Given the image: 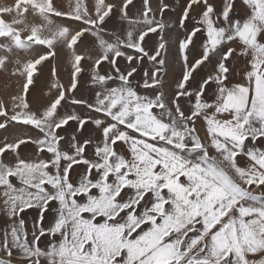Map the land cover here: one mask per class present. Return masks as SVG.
I'll use <instances>...</instances> for the list:
<instances>
[{
  "label": "snow or ice",
  "instance_id": "6c2138e0",
  "mask_svg": "<svg viewBox=\"0 0 264 264\" xmlns=\"http://www.w3.org/2000/svg\"><path fill=\"white\" fill-rule=\"evenodd\" d=\"M132 4L69 0L65 11L54 0H16L0 7L11 17H0V69L7 70L17 51L48 49L22 66L15 60L13 74L26 81L22 95L13 97L10 116L0 105V116L7 117L0 129L17 122L38 132L0 147V154L10 150L15 157L0 159V213L6 218L0 264H264V0H241L239 13L235 0H223L219 11L209 0H187L181 28L200 11L179 40L183 72L171 95L163 82L167 42L161 36L151 54L144 47L149 33L168 26L163 14L169 5L154 11L142 0L133 17ZM115 10L121 32L106 33ZM53 16L71 24H55ZM201 32L202 51L190 62ZM85 34L94 43L77 53ZM57 44L71 53L70 83L52 84L56 96L33 110L26 97L34 71L55 57ZM214 58L213 70L191 88L195 73ZM145 59L150 68H143ZM241 59L242 67L229 64ZM86 60L94 97L69 100ZM104 63L108 73L100 70ZM141 68L139 87L146 94L132 80ZM235 75L240 79L233 82ZM62 101L87 112L62 111ZM197 120L204 122L203 137ZM70 122L75 131L61 135ZM88 124L93 134L85 137ZM29 142L35 159L17 151ZM28 210L35 212L30 229L22 215Z\"/></svg>",
  "mask_w": 264,
  "mask_h": 264
},
{
  "label": "rangeland",
  "instance_id": "374dc122",
  "mask_svg": "<svg viewBox=\"0 0 264 264\" xmlns=\"http://www.w3.org/2000/svg\"><path fill=\"white\" fill-rule=\"evenodd\" d=\"M16 0H0V7L12 6L14 5ZM89 4H91V0H86ZM106 2L112 3H120V0H106ZM212 3L217 11L222 9L223 0H209ZM56 6L62 10L67 11L69 7V0H54ZM167 4L169 5L168 9H165L163 14V19L168 25L163 33L159 32V30L155 33H149L147 37H145L144 47L151 54L158 43L160 42L161 36L167 42V50H166V59H167V75L163 77L164 82V91L171 95L175 90L176 83L182 75L183 72V62L180 57L178 43L180 39H183L185 33L190 31L191 28L195 24V19L198 18L197 13L200 11L199 8L196 11L190 13L189 19L185 22L186 27L181 28L179 26V17L183 10V7L186 5L187 0H150V5L154 11L157 10V6L159 4ZM236 3V11L239 13L241 11V0H235ZM195 7V6H194ZM142 10V0H133V4L129 5L128 12L130 16L136 17ZM0 17L3 19L10 20L11 17L6 13H0ZM30 21L34 23H40L39 18H33L32 16L28 17ZM160 18V14L157 11V19ZM55 24H71V21L67 18L62 17H52ZM73 27L77 25H72ZM121 21L119 11L115 10V15L112 19H110L105 25L104 30L106 33H120L121 32ZM126 27V24L124 25ZM105 39L112 40L114 37L111 35H105ZM195 39V47L192 51L188 52L189 61L191 62L194 58H198L199 53L202 51V45L206 39V36L203 32L197 34V38ZM83 42L79 44L76 51L77 53H83L85 48H90L94 43L95 38L91 35L85 34V37L82 38ZM3 41L0 40V43ZM235 46V45H231ZM192 46L190 45V48ZM48 49L46 46L34 45L33 49L29 52L17 51L11 57L10 63L7 64V70L0 69V105H3L6 111L8 112V116L12 114V109L14 105L13 97L22 95V85L25 83V79L20 77L18 74L14 75L16 65L15 60L19 59L21 61V66L24 62L29 59H34L39 54H44ZM163 51V50H162ZM0 55H5L3 51H0ZM70 56L71 53L69 50L61 44H57L55 47V57H49L47 60L43 61L40 65H37L36 71H34L33 75V84L29 86V91L27 94V101L31 105L33 110H42L45 106H47L50 100L56 96L57 90L52 88V84L59 83L67 87L70 83L72 67L70 64ZM119 65L123 69L125 66V61L123 58L119 59ZM84 67L86 71L79 75L78 77V88L74 94H68V99L76 98V99H88L91 100L94 97V92L96 88H94L90 83V77L87 72V69L90 67V61H84ZM215 63V58L212 63H206L197 73H195L196 81H192L190 83L191 88H195L196 82H198L201 76L211 72L213 70V64ZM229 64L232 66H243V60H230ZM151 65L147 61V59L143 62V68H150ZM143 68L140 69L138 74H135L132 78L133 85L137 87V90L141 92V94H146L147 90H144L139 87L140 84L143 83L142 74ZM53 70H55V75L53 74ZM101 72L108 73L110 67L107 63L101 65ZM240 79L238 75H235L233 78V82H236ZM139 82V83H138ZM62 104L65 105V110L75 109L77 112L86 113L87 110L80 106H70L65 104L62 101ZM181 104L184 105L185 101L182 99ZM158 111V110H157ZM7 117L0 116V123H3ZM195 127L198 133L203 137L205 135V125L202 120H197ZM76 129L75 122H70V126H66V131H60L61 135H71ZM93 134V126L88 124L86 125V130L84 132V136ZM38 135L37 130H35L32 126L22 125L17 122L9 123L6 128L0 129V147L4 146V143H13L19 138L27 137H35ZM64 147H67L66 142L64 143ZM17 151L20 153V156L25 159H35L36 158V148L33 144L26 143L20 145ZM43 158H49L48 154H44ZM0 159H3L5 162L14 161L15 157L10 150H6L3 154H0ZM241 163H244L245 158H239ZM78 179V176H76ZM15 182V181H14ZM25 217L26 225L30 229L32 225V219L35 216V212L32 210H28L26 214H22ZM6 218L0 213V229L5 227L4 220ZM30 238V237H29ZM48 238H41L40 247L45 248L48 244ZM2 255V254H0ZM13 255H17L16 251H13Z\"/></svg>",
  "mask_w": 264,
  "mask_h": 264
},
{
  "label": "crops",
  "instance_id": "0c3cea01",
  "mask_svg": "<svg viewBox=\"0 0 264 264\" xmlns=\"http://www.w3.org/2000/svg\"><path fill=\"white\" fill-rule=\"evenodd\" d=\"M257 258H259V257H257Z\"/></svg>",
  "mask_w": 264,
  "mask_h": 264
}]
</instances>
